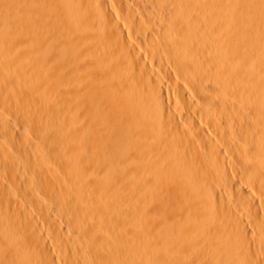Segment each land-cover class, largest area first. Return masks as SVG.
I'll return each instance as SVG.
<instances>
[{"label": "bare ground", "instance_id": "6f19581e", "mask_svg": "<svg viewBox=\"0 0 264 264\" xmlns=\"http://www.w3.org/2000/svg\"><path fill=\"white\" fill-rule=\"evenodd\" d=\"M0 264H264V0H0Z\"/></svg>", "mask_w": 264, "mask_h": 264}]
</instances>
